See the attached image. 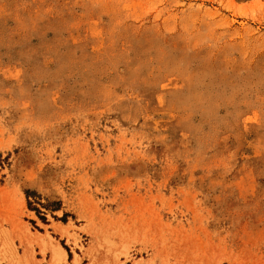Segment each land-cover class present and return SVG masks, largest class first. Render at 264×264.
I'll return each instance as SVG.
<instances>
[{"label": "rangeland", "instance_id": "374dc122", "mask_svg": "<svg viewBox=\"0 0 264 264\" xmlns=\"http://www.w3.org/2000/svg\"><path fill=\"white\" fill-rule=\"evenodd\" d=\"M0 264H264V0H0Z\"/></svg>", "mask_w": 264, "mask_h": 264}, {"label": "bare ground", "instance_id": "6f19581e", "mask_svg": "<svg viewBox=\"0 0 264 264\" xmlns=\"http://www.w3.org/2000/svg\"><path fill=\"white\" fill-rule=\"evenodd\" d=\"M63 255V257L65 256V253L62 251V249L61 248H55L54 249V252H53V256H54V258H57L58 256H62Z\"/></svg>", "mask_w": 264, "mask_h": 264}]
</instances>
